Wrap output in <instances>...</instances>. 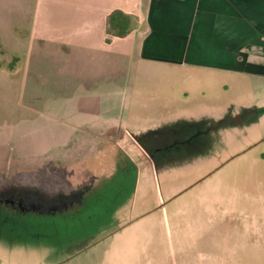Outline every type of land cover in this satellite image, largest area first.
Listing matches in <instances>:
<instances>
[{
  "label": "rangeland",
  "instance_id": "1",
  "mask_svg": "<svg viewBox=\"0 0 264 264\" xmlns=\"http://www.w3.org/2000/svg\"><path fill=\"white\" fill-rule=\"evenodd\" d=\"M129 2L137 10L138 0H0V264H264L261 80L184 81L159 64L138 77L134 60L113 86L95 79L110 90L93 117L79 113L98 119L94 136L68 139L41 114L75 91L61 86L76 83L61 58L77 22L67 8L98 5L100 24Z\"/></svg>",
  "mask_w": 264,
  "mask_h": 264
},
{
  "label": "crops",
  "instance_id": "2",
  "mask_svg": "<svg viewBox=\"0 0 264 264\" xmlns=\"http://www.w3.org/2000/svg\"><path fill=\"white\" fill-rule=\"evenodd\" d=\"M130 4L124 10L108 9L100 24L91 21L100 15L98 5L67 8L77 14V22L70 38L72 46L61 52V58L67 60L69 82L75 76L76 83L73 87L68 82L61 86L67 85L68 92L74 88V96L72 91L65 93L61 108L48 106L41 114L49 123H59L68 139L84 140L95 135L88 125L99 123L98 119L79 115L85 108L93 117L99 94L110 90L94 87L95 79L110 80L108 86H113L118 68L123 70L126 63L130 69L134 60L138 77L148 75L150 64H159L173 67L170 69L175 71L170 70L171 73L178 72L180 76L183 73L184 81L204 72L219 78H256L264 83V0H138L135 11L131 9L133 2ZM116 10L130 19L124 36L108 29V16ZM132 11L137 15L134 18ZM156 74L170 77L169 70ZM129 92L133 96L139 91L133 85ZM84 95L91 98L89 104L68 106L75 99L79 102L87 98ZM56 111L60 116L54 115ZM195 262L184 259L178 264ZM205 263L210 262L205 258Z\"/></svg>",
  "mask_w": 264,
  "mask_h": 264
},
{
  "label": "trees",
  "instance_id": "3",
  "mask_svg": "<svg viewBox=\"0 0 264 264\" xmlns=\"http://www.w3.org/2000/svg\"><path fill=\"white\" fill-rule=\"evenodd\" d=\"M107 21L108 29L115 35L124 36L128 32L130 19L126 14L117 10L113 11L109 14ZM14 62L15 58H11L8 66L11 68Z\"/></svg>",
  "mask_w": 264,
  "mask_h": 264
}]
</instances>
